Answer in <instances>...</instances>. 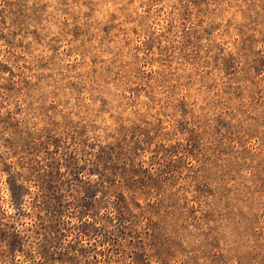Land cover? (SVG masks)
<instances>
[{
	"label": "rangeland",
	"instance_id": "rangeland-1",
	"mask_svg": "<svg viewBox=\"0 0 264 264\" xmlns=\"http://www.w3.org/2000/svg\"><path fill=\"white\" fill-rule=\"evenodd\" d=\"M0 264H264V0H0Z\"/></svg>",
	"mask_w": 264,
	"mask_h": 264
}]
</instances>
